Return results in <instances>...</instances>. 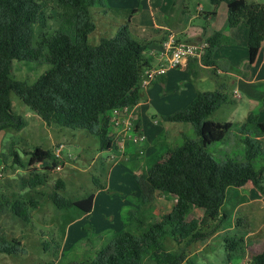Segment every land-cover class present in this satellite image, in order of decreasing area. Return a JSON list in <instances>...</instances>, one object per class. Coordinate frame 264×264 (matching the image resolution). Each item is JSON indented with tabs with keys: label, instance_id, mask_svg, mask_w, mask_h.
<instances>
[{
	"label": "trees",
	"instance_id": "trees-1",
	"mask_svg": "<svg viewBox=\"0 0 264 264\" xmlns=\"http://www.w3.org/2000/svg\"><path fill=\"white\" fill-rule=\"evenodd\" d=\"M56 1L74 9L73 32L52 34L44 40V53L41 45L33 44L34 25L43 9L40 0H0V132L19 131L26 125V120L12 109L13 93L47 125L83 130L98 138V151H114L109 112L138 104L142 71L149 64L145 52L151 41L136 40L128 23H123L113 36L100 37L97 44H91L89 35L95 30L91 7L106 12L105 0ZM208 1L213 7L209 14H215L220 3L227 4V27L242 22L248 28V62L252 64L264 41V3ZM221 38V32L208 37L209 46L201 58V63L213 72L219 65L212 55ZM42 56L49 67L32 84L12 77V60L33 61ZM187 70L194 74L192 69ZM223 90L198 91L186 107L165 116L167 121L189 123L193 136L181 133L179 144L164 146L149 158L146 171L133 175L141 203L152 201L156 193H169L175 198L171 211L152 222V214L129 210L123 227L92 259L68 264H185L187 247L206 237L205 229L211 222L227 217L221 208L229 188H241L250 182L262 189L264 118L249 112L242 122L207 119L234 101ZM229 138L237 139L241 152L221 154L215 159L210 146L226 144ZM9 151L20 163L11 145ZM28 154V167H34L28 169L29 176L21 183L34 189L45 182L43 170L54 169L58 161L50 149L38 146ZM96 186L101 188L102 184ZM63 188L64 182L59 179L55 190ZM94 197L90 193L69 202L56 191L51 194L57 207L74 206L85 213L92 210ZM29 206H36V202L16 200L10 205L11 213L28 224ZM190 207L202 209V216L187 219ZM223 240L229 251L236 250L231 237L224 236ZM167 241L177 249H166ZM23 253L19 240L8 241L0 236V254ZM252 264H264V248L252 256Z\"/></svg>",
	"mask_w": 264,
	"mask_h": 264
},
{
	"label": "rangeland",
	"instance_id": "rangeland-1",
	"mask_svg": "<svg viewBox=\"0 0 264 264\" xmlns=\"http://www.w3.org/2000/svg\"><path fill=\"white\" fill-rule=\"evenodd\" d=\"M121 1L131 5L134 0H114ZM165 1L170 5L172 0ZM165 1L158 2L162 12L170 8L165 6ZM40 3L43 9L34 25L33 44L41 45L46 53L44 40L52 34L72 35L74 9L56 0H40ZM142 5L148 8L147 0ZM91 12L96 18L102 10L91 7ZM100 15L104 29L98 26L101 21L95 19L97 27L89 35L91 44H97L100 37L113 36L117 30L115 27V31H111L115 23L111 15L103 12ZM142 15L146 17L147 30L155 32L150 12ZM161 16L160 12L156 13V22ZM133 38L143 41L141 35ZM48 67L44 56L33 61L12 60L11 75L32 84ZM184 75L168 85L155 83L141 87L138 105L109 112L114 151H98V138L83 130L47 125L18 96L11 94L12 109L26 120V125L19 131L0 132V236L8 241L19 240L24 253L0 254V264H68L90 260L123 227L129 210L147 216L152 214V222L169 213L174 196L156 193L152 201L141 203L133 175L146 171L149 158L161 152L164 146L179 144L181 133L193 136L189 123L167 121L165 116L184 108L198 91H214L224 83L223 91L236 98L216 110L207 118L209 120L242 122L252 111L259 119L264 118V108L257 111V107L246 103L248 85L239 79L232 78L234 83L229 84L228 77L215 78L212 72L208 79L196 81ZM236 90L240 99L233 94ZM9 145L17 152L20 163L15 162ZM35 146L50 149L58 165L43 170L45 182L31 189L21 182L29 176L28 169L34 167H28V153ZM209 150L219 159L221 154L240 153L241 146L236 138H229L228 143H215ZM35 168L42 170L39 166ZM59 179L64 182V188L55 190ZM261 186L260 190L247 182L241 188L228 189L221 208L227 217L221 222H211L205 229L206 237L187 247L185 264H252V256L264 248V178ZM54 191L69 202L94 193L92 210L85 213L74 206L59 208L51 199ZM16 200L36 202V206H29L30 223L25 224L12 215L10 205ZM202 213V209L190 207L187 219L200 218ZM224 236L231 237L237 244L235 251L225 247ZM165 248L174 251L177 246L167 241Z\"/></svg>",
	"mask_w": 264,
	"mask_h": 264
},
{
	"label": "crops",
	"instance_id": "crops-1",
	"mask_svg": "<svg viewBox=\"0 0 264 264\" xmlns=\"http://www.w3.org/2000/svg\"><path fill=\"white\" fill-rule=\"evenodd\" d=\"M159 1L147 0L148 8H145L142 5L144 0H134L131 5L124 1L105 0L107 8L103 14L107 15L108 13L115 19L114 26L109 27L111 31H115V27L117 29L123 23H128L130 34L133 37H140L141 35L142 38L146 34L142 40L151 41L150 46L157 49L160 48L162 41L169 33H173L177 40L193 43L206 40L214 33L221 32V42L212 55V59L217 61L219 67L213 72L212 68L204 66L201 60L191 59L187 61L185 66L171 69L165 75L157 77L149 86L155 83L165 85L174 83L184 74L195 81L208 79V74L212 72L215 78H218L219 75L228 77L229 84L234 83L232 78L247 84L246 103L249 106L257 107V111L264 108V41L261 43L255 61L250 64L247 52L248 28L242 22L233 27L226 26L228 10L226 3H220L215 14H209L213 7L206 0H172L170 5L164 0L165 6H170L165 12L161 11L162 6L159 5ZM233 2L236 5H242L250 2L264 3V0H233ZM146 11L151 14L154 23L153 28L157 29L155 32L147 30L146 17L142 15ZM157 12L162 15L158 22L155 19ZM101 13L96 18L93 16V19H97L98 22L101 21L98 26L104 29ZM148 62L153 64L154 60L148 57ZM187 68L192 69L194 74H190ZM191 78H188V81H191ZM222 88H226L224 83ZM194 96L187 100L184 107L192 101ZM240 98L241 95H239Z\"/></svg>",
	"mask_w": 264,
	"mask_h": 264
},
{
	"label": "built area",
	"instance_id": "built-area-1",
	"mask_svg": "<svg viewBox=\"0 0 264 264\" xmlns=\"http://www.w3.org/2000/svg\"><path fill=\"white\" fill-rule=\"evenodd\" d=\"M209 44L206 40L197 42H184L177 40L173 33H169L162 41L159 49L148 47L145 55L154 60L143 68L140 85L146 88L157 77L165 75L169 70L180 68L186 65L188 60L200 61L206 52ZM239 97L238 90L234 91ZM124 109V108H122ZM119 109H114L116 111Z\"/></svg>",
	"mask_w": 264,
	"mask_h": 264
}]
</instances>
